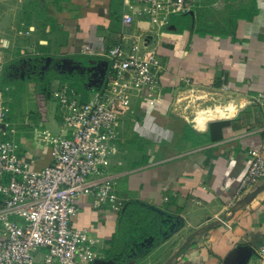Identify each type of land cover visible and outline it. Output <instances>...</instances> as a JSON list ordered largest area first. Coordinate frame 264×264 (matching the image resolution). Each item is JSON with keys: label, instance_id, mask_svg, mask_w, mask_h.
<instances>
[{"label": "crops", "instance_id": "0c3cea01", "mask_svg": "<svg viewBox=\"0 0 264 264\" xmlns=\"http://www.w3.org/2000/svg\"><path fill=\"white\" fill-rule=\"evenodd\" d=\"M195 2L187 15L205 8L212 17L201 37L169 32L174 15L166 26H154L142 14L125 27L119 0H0L5 86L39 73L64 78L63 85L88 101L105 80L108 49L130 47L137 37L141 46L159 47L160 98L135 101L116 127V165L106 178L117 200L95 206L94 197L84 196L76 203L72 226L85 231L102 255L93 264H259L264 179L233 198L249 152L264 160V0ZM51 60L66 67L55 76L38 72ZM83 60L88 64L82 69ZM19 62L28 67L18 76ZM190 91L201 101L198 107L215 96L228 101L195 112L184 101ZM44 109L42 120L53 125L48 102ZM18 143L19 156L35 169L51 164L47 144L23 135ZM117 240L120 251L110 257Z\"/></svg>", "mask_w": 264, "mask_h": 264}, {"label": "built area", "instance_id": "2783aa9c", "mask_svg": "<svg viewBox=\"0 0 264 264\" xmlns=\"http://www.w3.org/2000/svg\"><path fill=\"white\" fill-rule=\"evenodd\" d=\"M119 1L125 27L142 14L154 26H166L170 15L192 13L196 3ZM105 57V80L89 101L81 102L80 95L67 85L53 91L64 112L63 125L71 132L69 138L46 132L44 139L52 161L42 169H35L19 156L18 146L10 138L15 132L10 129V108L3 100L9 88L2 84L4 63L0 59V264H93L102 258L86 232L72 226L76 203L84 196L94 197L95 206L100 200H117L106 173L109 166L116 165L111 143L116 139L119 113L131 106L133 98L146 102L160 98L159 74L163 69L159 47L141 46L138 37L128 50L119 44L108 49ZM260 98L264 99L262 95ZM249 157L248 170L233 202L264 179V160L255 152H249ZM13 217L20 221H11ZM39 253L42 258L37 261ZM258 257L259 264H264V245L258 249Z\"/></svg>", "mask_w": 264, "mask_h": 264}, {"label": "rangeland", "instance_id": "374dc122", "mask_svg": "<svg viewBox=\"0 0 264 264\" xmlns=\"http://www.w3.org/2000/svg\"><path fill=\"white\" fill-rule=\"evenodd\" d=\"M20 37H21L20 39L25 40L24 37L23 38L22 36ZM18 44L19 46L21 45L20 42ZM123 47L126 50H128L129 48L125 44H123ZM17 49H18V45H17ZM0 56H2L3 59L5 60V55L4 53L1 54V51H0ZM56 62L57 61L51 60V61H46L44 64L38 65V67L40 68L38 72H40L41 70H47V72L52 71L53 73L52 72L51 73L48 72V73L55 76V73L58 72V70L56 69H60V68L63 69L64 67H66V64H64L63 62L62 63L61 61H58L57 63ZM22 64L23 65H21V63L19 62L18 68L17 67L14 68L16 70L15 74L18 73L17 74L18 76L27 71L28 66L26 65V63L24 62ZM87 64H88L87 61L83 60L82 69L86 68ZM97 66H99V68L97 67V73L99 74L98 70L100 69V65H97ZM4 76L5 75L3 73L1 77H4ZM59 79L60 80L58 79L52 80V78H50L47 75L46 77L41 78L39 73H35L31 77L25 78V80H22V79L18 80L14 78L13 80L7 82L9 91L3 94V100L10 108V113L8 115L9 122L11 123L10 129L15 131V134L11 135L10 138L18 146L17 154H19V152L21 151L18 140L20 139L22 135L27 138H31V139L34 138L36 142L38 140L44 145L46 144V140L44 139L46 132L50 133L52 136L63 135L65 138L70 137L71 129L63 125L64 112L60 110L58 101L52 95L54 90H57L64 82H66L64 78H59ZM38 82L42 84H38ZM3 83L4 82H2V84ZM38 86H43L47 88V90L50 93V97L47 100V102L49 103V106L53 111L52 117H50L49 119V122L54 123L53 125H50L47 122L48 120H42L41 118L42 115L38 111L36 98H35L37 93H32L31 91L33 88V90L36 89L35 92H39L40 89L38 88ZM183 92H186V90H184ZM191 95L192 93L190 91L187 94V98L184 101H185V105H190L192 108L195 109V112L197 110H204L207 108L213 109L215 106H221V105L223 106L228 101V100L225 101L226 99L224 96L223 97L215 96L214 100L209 101L206 105L198 107L199 106L198 103H201V101H198L195 97ZM93 96H94V93L89 96V100ZM135 101H144V100L142 98H133L131 106L136 103ZM129 108L126 110H129ZM126 110L121 111L119 113V120L117 122V125L118 123L121 122L120 121L121 117L126 116ZM113 142L111 144H113ZM114 160L116 161V158H114ZM114 167L115 165L109 166V168H107L106 174H108V171L113 170ZM114 189H115V186L112 190ZM117 195L120 198H122L119 193ZM11 221H20V220L13 217L11 218Z\"/></svg>", "mask_w": 264, "mask_h": 264}, {"label": "trees", "instance_id": "16d2710c", "mask_svg": "<svg viewBox=\"0 0 264 264\" xmlns=\"http://www.w3.org/2000/svg\"><path fill=\"white\" fill-rule=\"evenodd\" d=\"M205 11V12H204ZM205 8H201L196 14L194 18H192L190 15H174L170 18V29H168L169 32L177 35H182L184 33H195L197 36H203L205 33L204 30L206 27H210L209 23L212 20L211 16H208V13L206 12ZM77 92V90H75ZM78 93V92H77ZM79 94V93H78ZM50 94L48 93L47 88H42L39 92L36 94V103L39 113L43 116L44 115V107L49 99ZM81 102H86L85 100H82V97H80ZM222 127L226 128L229 126V122H222L219 123ZM141 213V212H140ZM122 221H120V229L122 227L123 223V215L121 216ZM120 231H118L119 233ZM119 236V235H118ZM118 241V240H117ZM115 242L114 247L109 252V256H115L119 251V241Z\"/></svg>", "mask_w": 264, "mask_h": 264}]
</instances>
